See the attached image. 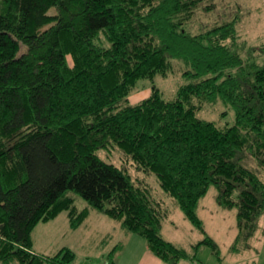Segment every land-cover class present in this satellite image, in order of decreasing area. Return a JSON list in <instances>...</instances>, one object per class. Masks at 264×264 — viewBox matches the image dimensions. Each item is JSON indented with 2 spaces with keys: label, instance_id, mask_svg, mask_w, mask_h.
<instances>
[{
  "label": "trees",
  "instance_id": "trees-1",
  "mask_svg": "<svg viewBox=\"0 0 264 264\" xmlns=\"http://www.w3.org/2000/svg\"><path fill=\"white\" fill-rule=\"evenodd\" d=\"M201 1L0 0V264H72L69 247L36 252L32 232L61 211L76 228L90 209L169 264L200 246L217 251L196 211L210 185L217 204L236 209L235 241L253 235L264 210L251 165L264 167V53L239 42L236 19L192 31ZM172 60L185 80L174 98L154 87L128 102L138 79L167 74ZM219 99L232 123L197 116ZM110 148L155 174L203 233L190 251L161 234L164 200L97 154Z\"/></svg>",
  "mask_w": 264,
  "mask_h": 264
},
{
  "label": "rangeland",
  "instance_id": "rangeland-1",
  "mask_svg": "<svg viewBox=\"0 0 264 264\" xmlns=\"http://www.w3.org/2000/svg\"><path fill=\"white\" fill-rule=\"evenodd\" d=\"M209 4L211 7L205 9V5ZM49 12H55L54 7ZM233 19H236L239 42L246 47H255L256 55L264 53L261 50L264 48V0H202L190 27L192 31H197ZM262 59L264 54L258 56V60ZM182 68V63L172 60L171 70L167 74L138 79L127 94L128 102L138 103L149 96L154 87L159 89L163 98H174L178 86L185 81ZM196 114L217 125L230 124L234 119L232 108L220 99L214 103H202ZM97 154L105 161L125 169L134 184H146L154 197L164 200L168 215L162 220L161 234L165 239L190 251L192 245L203 238V233L186 218L174 198L162 190L155 174L136 167L118 148L100 149ZM256 164L251 160V165L256 167L264 181V167ZM71 193L78 209L87 205L83 198ZM216 193L215 186L210 185L199 199L196 211L205 231L217 243L218 250L208 245L200 246L192 252L195 264H264V210L253 235L247 240L235 241L236 209L217 204ZM32 235L36 252L53 255L62 247L71 248L75 253L72 264H107L112 261L114 264H136L142 257V249L147 246L143 237L125 231L117 220L95 209H90L76 228L70 227L67 212L61 211L53 219L37 223ZM183 260L187 261H179Z\"/></svg>",
  "mask_w": 264,
  "mask_h": 264
},
{
  "label": "crops",
  "instance_id": "crops-1",
  "mask_svg": "<svg viewBox=\"0 0 264 264\" xmlns=\"http://www.w3.org/2000/svg\"><path fill=\"white\" fill-rule=\"evenodd\" d=\"M141 260L139 259V261L136 264H169L163 260H161L160 258H158L157 256H155L146 246L145 249H142V254H141ZM184 261V260H183ZM197 262V261H196ZM175 264H195V259H187V261L181 262L178 261Z\"/></svg>",
  "mask_w": 264,
  "mask_h": 264
}]
</instances>
